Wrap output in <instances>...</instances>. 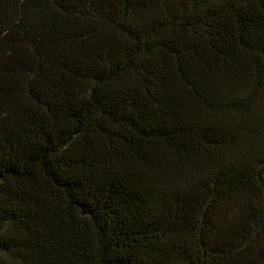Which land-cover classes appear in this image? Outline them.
Segmentation results:
<instances>
[{
  "label": "trees",
  "instance_id": "1",
  "mask_svg": "<svg viewBox=\"0 0 264 264\" xmlns=\"http://www.w3.org/2000/svg\"><path fill=\"white\" fill-rule=\"evenodd\" d=\"M0 264H264V0H0Z\"/></svg>",
  "mask_w": 264,
  "mask_h": 264
}]
</instances>
